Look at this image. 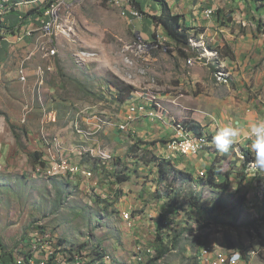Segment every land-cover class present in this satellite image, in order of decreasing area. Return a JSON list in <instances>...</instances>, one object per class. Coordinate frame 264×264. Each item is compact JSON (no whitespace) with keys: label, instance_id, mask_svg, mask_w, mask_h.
<instances>
[{"label":"rangeland","instance_id":"374dc122","mask_svg":"<svg viewBox=\"0 0 264 264\" xmlns=\"http://www.w3.org/2000/svg\"><path fill=\"white\" fill-rule=\"evenodd\" d=\"M140 1L143 18L135 21L106 0L61 3V16L49 31L36 30L29 37L32 43L16 50L7 72L18 71L21 81L11 73L0 77L1 242L14 254L30 232H42L56 238L68 255L85 252L93 264H204L198 256L209 245L210 254L222 259L242 252L246 260L239 255L238 264H264V176H253L251 162L243 155L248 146L234 145L229 153L220 154L210 139L218 127L234 121L232 108L239 97L225 86L233 83L223 59L215 54L218 45L206 39L199 45V27L191 31L190 46L182 55L147 15L158 14L160 6ZM169 1L174 13L202 16L210 4V0ZM214 1V16L203 17L204 21L217 19L236 36L237 44L239 37L264 36L263 0ZM42 16L37 14V21ZM186 21L190 26L189 15ZM49 48L55 49L52 59ZM241 55L245 60L252 54ZM118 81L135 88L124 103L117 99ZM253 82L252 76L250 85L245 84L248 96L264 98L261 89H253ZM132 102L144 105L143 116L161 121L175 117L168 118L174 128L190 130L194 123L202 124L208 134L192 131L203 135L198 138V152L203 149L201 155L213 156L207 167L199 169L204 172L194 169L195 157L174 152L178 162L147 148L158 141L168 148L170 139L146 142L126 130L121 133L127 138L113 141L111 136ZM164 107L175 111L168 114ZM53 110L56 120L49 119ZM80 110L85 120L77 114ZM64 134L66 140L61 138ZM36 152L45 166L35 163ZM61 155L68 163H79V174L86 170L92 175L43 171ZM250 156L254 159L251 152ZM104 157L112 161L107 166ZM159 160L170 167L163 180ZM211 165L229 172L227 188L201 180ZM113 176L117 185L110 179ZM111 183L112 191L102 189ZM123 212H130V225Z\"/></svg>","mask_w":264,"mask_h":264},{"label":"crops","instance_id":"0c3cea01","mask_svg":"<svg viewBox=\"0 0 264 264\" xmlns=\"http://www.w3.org/2000/svg\"><path fill=\"white\" fill-rule=\"evenodd\" d=\"M167 1L169 3V6H171V2L169 0H167ZM213 6H215L217 9L216 2L214 0H210V4H208V7L212 8L213 13H214L215 8ZM10 13L11 14H9L7 16V18L10 22H14L16 12L15 13L10 12ZM182 15H183L182 18H183L186 26H189L187 24V21H186L187 15L190 16L191 25L189 27L192 28L191 31L193 30V31L197 32L198 28L201 27V29H199L197 34L195 33L198 37V40H199L197 42L198 44L199 43L205 44V41H203L204 39L211 40L220 47H223L225 44H227L230 47V49L232 50V52L234 53V57L229 58L227 56L219 55L215 50V54L219 55L223 59L222 63L225 67H227V71H228L227 73L231 76L230 83H233V84H231V86L227 85V84H225V86H227L232 91V94L235 93V94L239 95L238 100H236V102H234L236 104L232 108V112H234V114H235L234 121H239L241 128L247 129V127L250 123L255 122L257 119L264 118V98L258 97V95H257V97L256 96L252 97V98L249 97L248 96L249 90L245 86V84H247V83L250 85L249 80L253 76V79H254L253 89H257V90L261 89L264 92V36L263 37L259 36V38H256V39L249 37V35H248L249 38H247V35L245 37H239L240 42H238V44H237L235 42L236 36H233L232 34H230L226 27L219 26V24H218L219 22H217V19L212 21V22L211 21L206 22V21H204L205 19L203 20L204 16H202L201 13L199 14V12H193L192 15H190V14H182ZM261 32L264 35V27L261 28ZM13 39L15 40L14 35L12 33L9 35V40L3 41L0 44V77L1 76L3 77L5 75H9L11 73V72H7V71L11 67V64L13 62V57L18 54V53H16V50L19 48H22V46H25L28 44L30 45L33 41V38H31V39L29 38L25 41L14 43ZM221 43H223V45ZM235 43L237 45L236 49L234 46ZM198 44H196V47H195L196 52L197 51L200 52L199 51L200 46H198ZM242 44H243L242 49H238V47L241 46ZM202 49H204V48H202ZM204 50L207 51V49H204ZM243 51H245L246 53L248 52L249 54H252V55L251 56L249 55L248 58L244 60V58H242L243 55H241V53ZM198 52H197V54H198ZM14 60H15V58H14ZM10 75H14V78H17L18 80L21 81L20 76L18 74V71H16V70L12 71V73ZM226 81L227 80H224L222 82L219 81V82L220 83H224V82L226 83ZM256 105H257V107H256ZM246 107H247V110H246ZM147 108H149V107H147ZM170 109H172L171 110L172 112L175 111L174 110L175 108L164 107V111L167 112L168 114L170 112L169 111ZM176 110H178V108H176ZM77 111H76V113H77ZM83 113L84 112L81 111L80 113H77V114L81 117V114H83ZM149 113H151V111H149ZM49 115H50L49 119L56 120L57 111L53 110L52 112L49 113ZM66 115L69 116V115H71V113L66 112ZM47 116L48 115H46V117ZM168 116L170 118L172 117L171 120L172 119L176 120L175 117H173L171 115H168ZM169 117L165 118L164 120L162 119V121H161V120H158L156 118L154 120H151L152 118H150V117L143 116V117L139 118V116H137L134 121H131L132 129L134 131L130 130L131 132H126V133H131V135L135 134V135H137L136 136L137 138L140 137L142 139V141H146V142L154 140V139H160V140L163 139V140L167 141L168 139H170L172 137L174 129L176 131L182 130L181 128L178 129V128H174L173 126H170L169 125L170 122L168 120ZM224 117L225 116H222L221 119L224 120ZM81 119L85 120V117H81ZM227 119H230L228 114H227ZM194 124L199 125V126L202 125V124H198V123H194ZM215 124L216 123L210 124V126L213 127ZM67 125H68V123H67ZM68 127H69V125H68ZM165 129H167V131L170 132L169 136H166V134L168 132H166ZM60 131H62V129ZM108 131H109V128L105 130V133H107ZM127 131H129V130H127ZM202 132H205V131H203V129H202ZM205 133H207V132H205ZM122 136L123 135H122L121 131L119 129H116V130H114V134L111 137L113 138V141H115L117 143V142L121 141L122 138H120V137H122ZM144 136L146 138H144ZM65 137H68V135L65 136V134H64L63 136H61V138L63 140H66ZM147 137H150V138H147ZM124 138H127V137H124ZM249 141L250 140H246L242 136L240 142L237 143L236 146L237 147H242L243 145L248 146V144L250 143ZM163 146L161 145V141H158L157 143H155L153 145H148L147 148L153 149L155 151H158V152L164 154L165 158H169L172 156L175 159H177L178 162L180 161L179 156L176 153H174L171 150H169L168 148H166V146H164V147ZM203 152H205V151H203V149H202L200 152H198V154L187 157L189 159L194 158V157L196 158V159H193L191 162L195 170H199V169H202L203 167H207V165L213 161L212 160L213 159L212 154H211V156H209V153H206L207 155L206 154L201 155V153H203ZM182 157H184V156H182ZM197 158H199V159L197 160ZM181 165L182 164L179 163V166H181ZM199 171H201V170H199ZM200 173H202V172H200ZM84 177L88 178L86 176H84ZM113 184L116 185L115 183H113ZM107 187H109V188H107ZM110 188H112V183L110 185L109 184H103L102 189L104 191H112ZM120 209H122V208H120ZM123 209H124L123 211H127V210H125V208H123ZM127 213L129 214V212H123L122 215L127 214ZM140 218H142V216H140ZM137 219H139V217ZM133 222H135V221H133V219H132V223Z\"/></svg>","mask_w":264,"mask_h":264},{"label":"built area","instance_id":"2783aa9c","mask_svg":"<svg viewBox=\"0 0 264 264\" xmlns=\"http://www.w3.org/2000/svg\"><path fill=\"white\" fill-rule=\"evenodd\" d=\"M2 1H10V0H0V3H2ZM71 1L72 0H60V2H53V0L39 1L38 8H34L33 10L17 11L15 13L16 15L14 22H10L7 18V16L11 14L9 13V8L8 10H0V44L3 41H7L9 39V35L12 33L14 36H19V41H21V39H23L22 29L24 24H31L30 36L34 29H37L41 26H49L48 13H43V6H50L51 3H58L59 4L58 17H60L61 16L60 4ZM121 1H126L130 5V13H129L130 20L135 21L143 18V13L141 11V8H139L137 4V3L141 4L140 0H121ZM37 14H45V25H37ZM203 15L205 18L211 19L214 16V13H211L210 7H207L203 11ZM54 54L55 53L53 52L52 56H48V59H52ZM18 69L21 70V64ZM131 116H139V118L143 117V111H137V105H129L128 108H125L124 116L117 124V127L120 131L125 132L126 130H133L131 123ZM98 127L101 126L98 125ZM135 139H136V135H135ZM168 149L184 157H189L198 154V144L197 142L191 141V138L188 137L186 130L173 131V136L172 138H170L168 142ZM104 161L106 162V166L108 163L112 162L111 160H107V157H104ZM48 169H64L70 174L79 175V163L77 162L64 163L63 155H61V159H58V162H55V164H49V168L43 169V171ZM111 180L112 181L115 180L114 176L111 177ZM115 184L117 185V183ZM130 218L131 215L129 212V219H127L129 221V225L131 220ZM29 236H30V242H34V246H40V254H33L32 249H29V251H31L33 264H54V261L56 260V258H58V253H53L49 250H46L44 240L36 238L35 231L33 235H29ZM21 245L27 248V244H21ZM202 251H203L204 264H230V259H222V256H215L213 254H210L209 245H207V247H202ZM237 253L239 255H242V252H232V255ZM74 260H82L85 262V264H87L86 255L85 252L83 251L81 257L72 258V264H74ZM12 264H22L21 259H17L14 256V261Z\"/></svg>","mask_w":264,"mask_h":264},{"label":"trees","instance_id":"16d2710c","mask_svg":"<svg viewBox=\"0 0 264 264\" xmlns=\"http://www.w3.org/2000/svg\"><path fill=\"white\" fill-rule=\"evenodd\" d=\"M156 2L160 6V11L158 14H152L148 15V17L151 19V21L156 25L157 27H161L166 35L169 37L171 41L174 42L175 46L177 47V50L182 54L186 55L185 48H188L190 39L192 38L191 29L190 27L185 25V22L183 20V15L179 13L172 12L169 3L167 0H152ZM139 8H141V4L137 3ZM262 5H264V0L262 2ZM264 7V6H263ZM142 13L144 11L141 8ZM44 13V10H43ZM43 15V14H41ZM153 37L155 38V34L153 33ZM216 52L219 55L227 56L229 58L234 57V53L230 49V47L225 44L223 47H216ZM114 86L117 89V99L124 103L125 101H128L132 97V93L135 91V88L131 84H127L121 81H118L114 84ZM181 127V126H179ZM194 129L195 132L198 134L202 133V128L199 125L191 126L190 130L185 129L186 131H190L194 134L196 138H202L203 135L198 136V134H195L192 130ZM212 135H210V139H212ZM140 144H136V146H139ZM246 159L251 162L253 158L250 156V151L247 148H244V154ZM34 161L36 164H39V166L43 167L46 165V162L42 160L41 156L36 152L34 154ZM166 162L165 160H159L158 162V170H159V178L163 180L167 176V168L170 169V167L166 168ZM179 173L191 177V173L187 172H181ZM224 175V179L218 180L217 175ZM118 180H120V177H118ZM201 180L206 183L207 185L213 186V187H220L222 189L227 188L229 185V172H220L214 168L213 165L209 166L206 170L205 178H201ZM116 183V182H115ZM243 258L246 260L245 254H242ZM199 257V256H198ZM14 261V254L13 252H8L5 250L1 239H0V264H12ZM89 264H93L89 262Z\"/></svg>","mask_w":264,"mask_h":264},{"label":"bare ground","instance_id":"6f19581e","mask_svg":"<svg viewBox=\"0 0 264 264\" xmlns=\"http://www.w3.org/2000/svg\"><path fill=\"white\" fill-rule=\"evenodd\" d=\"M39 1H44V0L2 1V3H0V10H8V8H9V13L10 12L15 13L19 10H33L34 8L39 7ZM59 1L60 0H53V2H59ZM106 1L120 7L123 13H126L128 16H130V14H129L130 13V5L128 2L121 1V0H106ZM58 6H59L58 3H51L50 6L44 7V13H48L49 26H41L37 29H34L33 32L31 33V35L36 30H48L49 31L52 23L56 20V18L58 16V10H59ZM210 12L213 13L212 8H210ZM37 25H45V14H43L42 18L39 21H37ZM30 32H31V25L29 26L28 24H24L23 29H22L23 39H21V41L29 38ZM14 38H15V40L13 39L14 43L21 42V41H19V36H14ZM53 52L55 53L54 48L47 49L48 54L53 55ZM197 59H199V57ZM199 60H201V59H199ZM187 62L189 64H191L193 62V59L189 58L187 60ZM19 72H20L21 76L24 78V75H23L24 71L21 69ZM129 105H137V111H143L144 110V105H142V104H136V103L132 102V103H129L127 105V108L129 107ZM136 117L137 116H131V121H134L136 119ZM181 131H185V130L182 129ZM186 132H187L188 137L191 138L192 142H197L198 150H199L201 148L200 139L196 138L192 132H190V131H186ZM64 163H68V162L64 161ZM80 172L82 175L87 176V177H90L92 175V173L90 171L81 170ZM47 173L48 174H70L69 172H67L64 169H48ZM123 218L125 220L129 219V214L128 213L123 214ZM33 233H34V231L30 232L29 235H33ZM35 237L38 239L44 240L46 250H49L53 253H58V258H56V260L54 261V264H72V258L82 256L81 255L82 253L81 254L77 253L75 255L66 254L65 252H63L64 250H63L62 246H60L58 240L56 238H53L52 236H50L48 234H43L42 232H36L35 231ZM22 244H27V248L24 247L23 245H20V247H18L14 253L15 258L21 259L22 264H33L31 251H29V249H32L33 254H40V246H34V242H30V236L24 238ZM210 249L211 248L209 247V251H210ZM210 253H211V251H210ZM105 258L109 259L108 256H105ZM199 259H201V261L203 262V251H201V256H199ZM225 259H230V264H232L231 258L227 257ZM74 264H85V262L82 260H74ZM87 264H89L88 260H87ZM236 264H238V262H236Z\"/></svg>","mask_w":264,"mask_h":264},{"label":"clouds","instance_id":"9594fccd","mask_svg":"<svg viewBox=\"0 0 264 264\" xmlns=\"http://www.w3.org/2000/svg\"><path fill=\"white\" fill-rule=\"evenodd\" d=\"M242 136L244 139L250 140L248 148L254 154V159L249 165L253 176H264V118L250 123L247 129L241 128L239 121H232L218 127L211 143L218 153L227 154L234 145L240 142ZM239 259V254H234L231 258L232 264H236Z\"/></svg>","mask_w":264,"mask_h":264}]
</instances>
